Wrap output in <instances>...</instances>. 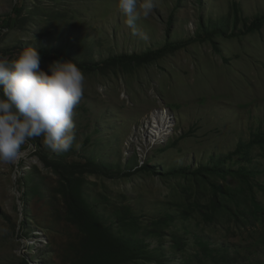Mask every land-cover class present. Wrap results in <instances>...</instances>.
Instances as JSON below:
<instances>
[{"label":"rangeland","instance_id":"374dc122","mask_svg":"<svg viewBox=\"0 0 264 264\" xmlns=\"http://www.w3.org/2000/svg\"><path fill=\"white\" fill-rule=\"evenodd\" d=\"M260 16L264 0H154L144 40L118 0H0V55L34 47L45 71L152 54L82 70L71 150L33 138L0 163V264H264Z\"/></svg>","mask_w":264,"mask_h":264},{"label":"clouds","instance_id":"9594fccd","mask_svg":"<svg viewBox=\"0 0 264 264\" xmlns=\"http://www.w3.org/2000/svg\"><path fill=\"white\" fill-rule=\"evenodd\" d=\"M118 9L131 34L147 40L137 21L152 14L154 0H118ZM31 41L35 42L33 36ZM40 63L34 47L18 50L11 58L0 55V163H17L23 146L33 138H42L55 153L73 148L75 109L86 77L69 59L53 60L47 71Z\"/></svg>","mask_w":264,"mask_h":264},{"label":"trees","instance_id":"16d2710c","mask_svg":"<svg viewBox=\"0 0 264 264\" xmlns=\"http://www.w3.org/2000/svg\"><path fill=\"white\" fill-rule=\"evenodd\" d=\"M262 23H264V16L256 17L250 23V25L247 27V32L252 31V30L258 28ZM6 24H7V27H9V22H6ZM0 29H3V28L0 27ZM150 56H152V54H150V55H144V56L143 55L142 56H137V55H133V56H123V57H120V58H111L109 61L103 62L101 64L91 65V66L90 65H81V64L80 65L77 64V65H78V67L81 70H85L87 72H95L98 68H100L103 65H107V63H110V62L111 63H116V62H120V61H132V60H138V61H144L145 60L146 61ZM64 59H67V58H64ZM69 60H71V59H69ZM249 145L250 146L260 145V146H263V148H264V136L255 135L253 137V139L250 141ZM241 148H242V146H240L239 148H237L236 153H239L241 151ZM147 169H149V167H147ZM207 171H211L213 174H217V175L223 173V177H225V175H228V176L229 175H234V176L239 177V178L242 177L244 180H247L248 177H249V174L243 168L238 169L237 172H232L231 170L228 171V172H223L219 168V166L217 165L212 170H207ZM202 173H203V171L199 170V174H197V175H200ZM181 174H182V172H181ZM23 264H29V263L28 262H24Z\"/></svg>","mask_w":264,"mask_h":264},{"label":"bare ground","instance_id":"6f19581e","mask_svg":"<svg viewBox=\"0 0 264 264\" xmlns=\"http://www.w3.org/2000/svg\"><path fill=\"white\" fill-rule=\"evenodd\" d=\"M151 123H153L151 136L154 137L155 139H160L161 137H165V132L169 130V128H171V126L169 125L170 123L168 121V113L166 111L162 112L160 115L154 114L151 119Z\"/></svg>","mask_w":264,"mask_h":264}]
</instances>
